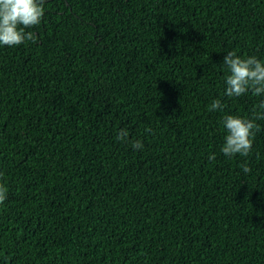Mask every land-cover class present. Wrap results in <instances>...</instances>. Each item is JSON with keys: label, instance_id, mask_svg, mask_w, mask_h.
<instances>
[{"label": "trees", "instance_id": "trees-1", "mask_svg": "<svg viewBox=\"0 0 264 264\" xmlns=\"http://www.w3.org/2000/svg\"><path fill=\"white\" fill-rule=\"evenodd\" d=\"M44 8L0 45V264H264V94L227 96L223 64L264 60V0ZM226 115L259 126L248 156Z\"/></svg>", "mask_w": 264, "mask_h": 264}, {"label": "clouds", "instance_id": "clouds-1", "mask_svg": "<svg viewBox=\"0 0 264 264\" xmlns=\"http://www.w3.org/2000/svg\"><path fill=\"white\" fill-rule=\"evenodd\" d=\"M46 0H0V45L16 46L24 43L25 40L35 41L36 35L25 29L37 26L44 16V3ZM223 64L228 70L226 76V95L239 97L249 90L253 95L264 94V60L255 55L242 57L235 50L227 52ZM260 114L256 119H264V102L258 105ZM223 109L219 99L214 100L210 105V111ZM227 129L225 143L221 148L224 155L248 156L253 144L254 130L258 131L259 126L253 119L243 118L239 115H226L223 120ZM128 137L126 130H121L117 139L124 141ZM134 149H141L143 144L137 140L133 142ZM215 154L209 159L214 160ZM244 172H249L247 163L243 165ZM7 187L0 184V203L6 199Z\"/></svg>", "mask_w": 264, "mask_h": 264}]
</instances>
